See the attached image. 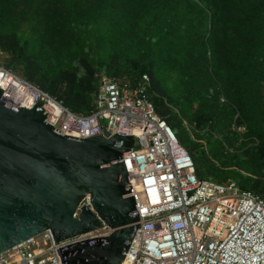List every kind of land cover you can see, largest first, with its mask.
<instances>
[{
	"label": "trees",
	"instance_id": "obj_1",
	"mask_svg": "<svg viewBox=\"0 0 264 264\" xmlns=\"http://www.w3.org/2000/svg\"><path fill=\"white\" fill-rule=\"evenodd\" d=\"M0 58L81 115L146 76L196 177L264 200V0H0Z\"/></svg>",
	"mask_w": 264,
	"mask_h": 264
},
{
	"label": "built area",
	"instance_id": "obj_2",
	"mask_svg": "<svg viewBox=\"0 0 264 264\" xmlns=\"http://www.w3.org/2000/svg\"><path fill=\"white\" fill-rule=\"evenodd\" d=\"M149 80L136 86L102 78L87 115L0 66L1 100L20 108L39 99L45 123L59 136L86 139L101 135L133 136L122 155L139 221L121 264H264V200L233 181L199 180L192 158L149 100ZM86 195L84 206L93 212ZM110 229L54 242L50 231L0 254V264H61L56 251L78 242L104 238Z\"/></svg>",
	"mask_w": 264,
	"mask_h": 264
},
{
	"label": "water",
	"instance_id": "obj_3",
	"mask_svg": "<svg viewBox=\"0 0 264 264\" xmlns=\"http://www.w3.org/2000/svg\"><path fill=\"white\" fill-rule=\"evenodd\" d=\"M2 91L0 90V97ZM35 104L13 108L0 98V254L50 231L59 242L92 232L103 222L110 234L56 251L61 264H121L139 228L122 155L133 136H59ZM94 211L84 206L86 196Z\"/></svg>",
	"mask_w": 264,
	"mask_h": 264
},
{
	"label": "rangeland",
	"instance_id": "obj_4",
	"mask_svg": "<svg viewBox=\"0 0 264 264\" xmlns=\"http://www.w3.org/2000/svg\"><path fill=\"white\" fill-rule=\"evenodd\" d=\"M0 60H1V58H0ZM103 78H104V79H107V78H105V77H103ZM179 131H180V133L182 134V137H183V140H184V144L190 146V144H191V139H192L191 135H190L187 131H185L184 129H182V128H180ZM242 131H243L242 129L238 130V132H240V133H241Z\"/></svg>",
	"mask_w": 264,
	"mask_h": 264
}]
</instances>
